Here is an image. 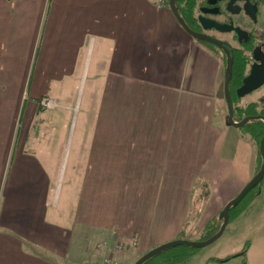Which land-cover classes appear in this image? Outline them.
Listing matches in <instances>:
<instances>
[{"label":"crops","instance_id":"obj_1","mask_svg":"<svg viewBox=\"0 0 264 264\" xmlns=\"http://www.w3.org/2000/svg\"><path fill=\"white\" fill-rule=\"evenodd\" d=\"M224 71L154 0H0V264H96L204 229L256 172ZM247 213L264 218V178L228 223ZM259 228L241 264H264Z\"/></svg>","mask_w":264,"mask_h":264},{"label":"flooded vegetation","instance_id":"obj_2","mask_svg":"<svg viewBox=\"0 0 264 264\" xmlns=\"http://www.w3.org/2000/svg\"><path fill=\"white\" fill-rule=\"evenodd\" d=\"M179 3L180 16L198 37L184 31L219 55L224 66L231 60L232 99L244 100L242 107L246 109L252 107L255 114L245 116H264V0H180ZM251 73L262 83L244 93L250 85L241 87Z\"/></svg>","mask_w":264,"mask_h":264},{"label":"rangeland","instance_id":"obj_3","mask_svg":"<svg viewBox=\"0 0 264 264\" xmlns=\"http://www.w3.org/2000/svg\"><path fill=\"white\" fill-rule=\"evenodd\" d=\"M261 91H258L257 93H259ZM87 93V91H86ZM80 98V97H79ZM49 99V98H48ZM86 97H84L83 99V105L85 102ZM55 106V100H51L49 99ZM234 103L236 102V104L238 106H243V102L244 100H239V99H233ZM42 104V102H41ZM236 104H234L236 106ZM43 108H47L42 104ZM234 106V107H235ZM49 108H52L49 107ZM79 108V106H78ZM81 110V109H80ZM79 111V109L77 110V112ZM85 111V108L82 107V111L80 113L77 114V112H74V115L72 116V122H74V124H77V128L76 131L79 130V128L83 125V113ZM61 118H64V116H62ZM77 118V119H76ZM234 118L236 120H241L243 118V115L241 114V112H236L234 113ZM238 130L242 131V134L246 133L247 131H249L248 128L246 127H241L238 128ZM249 142L250 145L253 147V153L254 156L256 157V170L258 171L260 165H261V158L260 155L258 157V151H259V139H252L251 135L249 137ZM258 157V158H257ZM204 189V188H202ZM205 190V189H204ZM205 195L206 198H208L209 196V191L206 190L205 191ZM245 219H247V221L240 227V221H236L235 223H228L226 228L224 229L223 233L221 234V236L214 241L213 243L209 244L206 247L200 248V249H196L195 253L199 251L198 255L195 256V258L190 259L188 264H198V260L201 258V256L203 254H207L210 257H212L211 263L212 264H218V263H214L213 260L215 259H220V258H226V257H232L234 259L231 258L230 261H228L226 264H241V260L242 258L240 256H238V254L241 252L243 246L248 243V247L251 250V253H253L254 255H256V248H257V240H260V228H259V224L262 223V220H264L263 217H258L256 215H254L252 218L249 219V215L248 213L245 215ZM249 219V220H248ZM195 225V224H194ZM200 225L195 226L194 230L192 228V230L188 231V235L186 236L187 239L186 240H199L202 238L204 229H199ZM192 231V232H191ZM191 232V233H190ZM196 234V235H195ZM116 244H114L115 246ZM121 251H123V249H115L111 252V254L109 255L110 257H113L115 259H117L119 262H121V264H133L141 255L142 253H136L135 250H130L129 253H122ZM213 261V262H212ZM225 264V263H224Z\"/></svg>","mask_w":264,"mask_h":264},{"label":"water","instance_id":"obj_4","mask_svg":"<svg viewBox=\"0 0 264 264\" xmlns=\"http://www.w3.org/2000/svg\"><path fill=\"white\" fill-rule=\"evenodd\" d=\"M169 8L175 19L177 20L178 24L181 26L183 30L188 32L189 34L193 35L194 37L196 34L192 33L188 26L185 24L183 18L180 16L178 11V6L176 4V0H169ZM232 76V65L231 60L228 59L225 66L224 71V98L227 105L228 111V122L234 126L235 128H241L247 124L250 120L261 119L264 121V116H245L239 121L234 120V105L233 100L230 94V81ZM262 82H257L254 77H252V73L244 79L243 86L241 88H245V86L250 87L248 90L244 91V93L254 90L260 86ZM240 88V89H241ZM259 154L261 156V165L258 171L252 176V178L242 187V189L233 197L231 198L222 208V210L218 214V218L221 220V225L217 232H215L212 236L205 240H186V239H175L163 244H160L149 251L142 254L133 264H143L150 258H153L159 255L162 252H165L169 249H172L177 246H186L194 249H200L203 247L208 246L209 244L216 241L221 234L223 233L224 229L226 228L228 221H229V212L230 209L234 206H237L255 187L259 185V183L264 178V132L259 142Z\"/></svg>","mask_w":264,"mask_h":264},{"label":"trees","instance_id":"obj_5","mask_svg":"<svg viewBox=\"0 0 264 264\" xmlns=\"http://www.w3.org/2000/svg\"><path fill=\"white\" fill-rule=\"evenodd\" d=\"M176 2H177V6L181 7V5L179 3L180 0H176ZM234 104H236V102L234 103V100H233V105ZM251 108L252 107H249V109H246V108H244L242 106H238L236 104V106L234 107V113H236L237 111L241 112L243 117L247 114H255V112L252 111ZM234 120L239 121L240 119L236 120L234 118ZM244 127L249 129V133H250L252 139L253 138L256 140L259 139V142H260V139H261L263 132H264V121L263 120L257 119V120L249 121ZM259 155L260 154L258 153V157H259ZM260 158H261V156H260ZM261 182L259 183V185L261 184ZM259 185L257 187H255L237 206H234L230 209L229 217H230V215L237 216L239 213L242 212V210L246 206V204L256 195ZM220 225H221V220L218 218V216L214 220L206 223V225L204 226V232H203L202 238L199 240H205V239L209 238L210 236H212L215 232L218 231ZM178 239H186L184 231H182L179 234ZM247 247H248V243H246L243 246L241 252L238 254V256H240L242 259H244V257H245ZM195 250L196 249H194V248H190V247H186V246H177V247L169 249L165 252H162L153 258L148 259L143 264H184L195 254ZM232 257L215 259L213 261H214V263L216 262L218 264H222ZM208 262H211V260H208Z\"/></svg>","mask_w":264,"mask_h":264},{"label":"built area","instance_id":"obj_6","mask_svg":"<svg viewBox=\"0 0 264 264\" xmlns=\"http://www.w3.org/2000/svg\"><path fill=\"white\" fill-rule=\"evenodd\" d=\"M154 5L159 8V9H165V8H169V0H154ZM42 104L49 108L52 106V108L54 107V104L48 99V98H44L42 100ZM132 245H136V241L132 240L131 241ZM105 245V243H104ZM129 246L126 245L125 243H116V245L114 246L115 249H125L127 250ZM96 264H121V262H119L117 259L110 257L109 255L103 259V261L101 263H96Z\"/></svg>","mask_w":264,"mask_h":264}]
</instances>
